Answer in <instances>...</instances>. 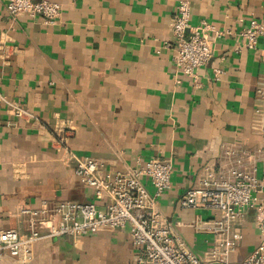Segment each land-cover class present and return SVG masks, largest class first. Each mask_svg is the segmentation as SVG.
<instances>
[{"label": "crops", "instance_id": "crops-1", "mask_svg": "<svg viewBox=\"0 0 264 264\" xmlns=\"http://www.w3.org/2000/svg\"><path fill=\"white\" fill-rule=\"evenodd\" d=\"M37 1L60 6L54 24L12 21L0 0V232L25 236L43 204L93 202L104 210L106 200L74 175L69 154L95 161L102 175L156 159L172 167L159 210L185 249L202 257L214 244L206 230L212 215L183 209L186 190L201 176L264 172V136L251 128L264 37L255 50L242 48L238 37L252 21H264V0ZM181 2L189 5L191 27L206 21L230 33L215 41L196 86L164 47L174 45L170 23ZM228 148L246 155L228 160ZM142 183L152 195L149 181ZM259 199L234 223L241 239L229 260L259 244ZM137 254L123 229L79 241L40 239L26 262L3 255L1 264H135Z\"/></svg>", "mask_w": 264, "mask_h": 264}, {"label": "built area", "instance_id": "built-area-1", "mask_svg": "<svg viewBox=\"0 0 264 264\" xmlns=\"http://www.w3.org/2000/svg\"><path fill=\"white\" fill-rule=\"evenodd\" d=\"M5 12L12 21L21 16L41 18L47 24H54L60 14L57 3L37 0H4ZM174 45L173 64L176 71L197 85L198 71L210 61L215 41L230 34L218 31L211 23L202 21L198 25L189 24V5L181 2L170 23ZM238 37L242 48L255 50L257 40L264 37V21H252L242 28ZM241 48H236L238 53ZM257 104L251 123L253 131L264 136V77L256 88ZM15 109V116L21 115ZM245 156V151L231 148L223 151V157L235 159ZM234 157V158H233ZM74 162V175L92 188L97 200H106L104 210L96 203L59 202L52 206L43 204L39 218L31 217L28 233L19 235L14 230L0 232V264L3 255L24 263L30 255L33 242L53 237H66L82 240L100 232H113L127 229L131 243L138 250L135 264H264V172L260 178L255 170H234L228 175L201 176L182 198L183 209L203 210L212 215L206 230L214 235V244L198 257L185 249L175 235L172 226L158 207V199L170 188L172 167L170 163L152 159L143 165L114 175H102L99 165L91 159H77L69 154ZM142 178L153 188L150 195ZM260 196L258 203L257 229L260 241L245 259L233 263L229 254L240 241L239 231L234 223L242 213L254 206V197ZM23 214L33 215L29 211Z\"/></svg>", "mask_w": 264, "mask_h": 264}, {"label": "rangeland", "instance_id": "rangeland-1", "mask_svg": "<svg viewBox=\"0 0 264 264\" xmlns=\"http://www.w3.org/2000/svg\"><path fill=\"white\" fill-rule=\"evenodd\" d=\"M244 255H245V257H243ZM245 258H246L245 250L243 248H241L238 251V256L237 257H234L233 259H230V262L237 263V262L242 261Z\"/></svg>", "mask_w": 264, "mask_h": 264}]
</instances>
